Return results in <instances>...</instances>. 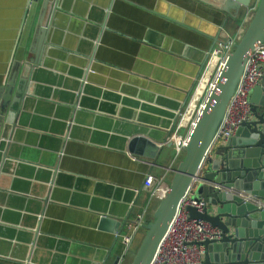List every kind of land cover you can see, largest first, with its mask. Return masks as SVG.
<instances>
[{"label": "crops", "instance_id": "0c3cea01", "mask_svg": "<svg viewBox=\"0 0 264 264\" xmlns=\"http://www.w3.org/2000/svg\"><path fill=\"white\" fill-rule=\"evenodd\" d=\"M44 2L0 0V94L13 81L5 107L0 97V264H131L160 203L145 174L169 185L184 156L168 140L178 114L207 90L215 67L195 96L217 40H238L259 0H56L40 63L23 73ZM263 85L264 65L253 101ZM234 135L228 151L248 131ZM142 211L124 246L117 233Z\"/></svg>", "mask_w": 264, "mask_h": 264}, {"label": "water", "instance_id": "95a60500", "mask_svg": "<svg viewBox=\"0 0 264 264\" xmlns=\"http://www.w3.org/2000/svg\"><path fill=\"white\" fill-rule=\"evenodd\" d=\"M56 5V0L44 2L38 35L31 46L33 56L22 60L23 73L31 65L40 63ZM263 41L264 0H259L247 28L213 78L189 132L184 156L173 168L171 181L155 209V218L147 224V233L131 264L149 263L183 192L191 183L194 187L191 197L203 199L205 206L199 211L187 205L188 216L207 220L221 229L219 238L202 241L207 253L200 264H264V85L259 86L262 90L259 100L253 101L250 96L252 118L236 131L247 129L244 147L228 151L234 146L233 135L223 146L227 151L225 155L204 159L246 55L252 46ZM12 82H8L6 91L0 94L3 107L10 99ZM2 137L8 139L7 135ZM241 191L254 195L256 201L244 199ZM99 227L116 233L122 225L120 220L101 214ZM118 259L112 264H118Z\"/></svg>", "mask_w": 264, "mask_h": 264}, {"label": "built area", "instance_id": "2783aa9c", "mask_svg": "<svg viewBox=\"0 0 264 264\" xmlns=\"http://www.w3.org/2000/svg\"><path fill=\"white\" fill-rule=\"evenodd\" d=\"M235 42L237 40L228 34L225 37L219 38L210 50L206 67L208 66L210 57L215 55L217 58L213 67L216 66L217 73L228 53L233 50ZM263 65L264 41L255 44L248 51L240 75L205 150L204 159L210 155L220 140H227L232 137L244 121L251 119L250 92L262 77ZM211 84L212 82L210 81L208 89ZM202 104L203 102L199 104L197 113L193 117L192 111L188 112V108H185V110L178 114L176 123L168 138L175 148L176 155L184 152V146L187 142L189 132L195 123ZM184 127L185 131H182L181 129ZM143 183L146 186H151V195H156L160 198L167 188L161 178L155 180V176L151 172L145 174ZM192 188L193 183L188 185L183 192L168 222L166 231L148 264H200L205 253V246L202 241L205 239L219 238L221 236V229L216 225L201 218H190L188 216L187 205L195 206L199 211H202L205 206L203 199L191 197ZM240 194L246 200L255 199V196L252 194L243 191ZM144 212L142 211L137 214V217L133 222L129 223L125 232L117 233L120 235L124 246L130 244L134 233L142 225Z\"/></svg>", "mask_w": 264, "mask_h": 264}, {"label": "rangeland", "instance_id": "374dc122", "mask_svg": "<svg viewBox=\"0 0 264 264\" xmlns=\"http://www.w3.org/2000/svg\"><path fill=\"white\" fill-rule=\"evenodd\" d=\"M211 57H212V56H211ZM211 57H210V58H211ZM216 70H217V69H216V66H215L214 70L212 71V75H211V77H210V79H209V82H210V81L212 82V80H213V78H214V76H215ZM209 82H208V84H209ZM207 90H208V88H207ZM207 90H204V91H203V93L199 96V99L196 101V103L193 104V105H194L193 107H190V108H189V106L186 107V108H188V112H191V111H192V117L196 115L197 110H198V108H199V104H200L201 102H203V99L205 98V95H206V93H207ZM184 110H185V109H184ZM181 130H182V131H185V127L182 128ZM184 153H185V152H182V153H181V156H183ZM193 188H194V187H193ZM193 188H192V191H193ZM191 193H192V192H191Z\"/></svg>", "mask_w": 264, "mask_h": 264}, {"label": "bare ground", "instance_id": "6f19581e", "mask_svg": "<svg viewBox=\"0 0 264 264\" xmlns=\"http://www.w3.org/2000/svg\"><path fill=\"white\" fill-rule=\"evenodd\" d=\"M216 59L217 57L215 56V55H212V57H211V59ZM213 65H214V62H211V64L207 67V69H206V72H205V74L203 75V77H202V79L200 80V84H199V87L197 88V93L195 94V96L198 94V92H200V90H201V88H202V86L204 85V83H205V80L207 79V77H208V74H209V72H210V70H211V68L213 67ZM207 81V80H206ZM204 87V86H203ZM203 93V92H202ZM192 102V101H191ZM196 102V101H195ZM193 106V105H192Z\"/></svg>", "mask_w": 264, "mask_h": 264}]
</instances>
